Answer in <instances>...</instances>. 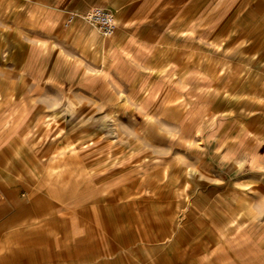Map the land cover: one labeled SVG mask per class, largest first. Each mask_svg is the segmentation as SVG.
Segmentation results:
<instances>
[{
    "label": "rangeland",
    "instance_id": "374dc122",
    "mask_svg": "<svg viewBox=\"0 0 264 264\" xmlns=\"http://www.w3.org/2000/svg\"><path fill=\"white\" fill-rule=\"evenodd\" d=\"M60 1L0 16V169L70 212L98 208L109 232L165 238L178 260L264 264V0L178 18L159 75L131 53L105 69L102 52L80 57L60 33L80 12Z\"/></svg>",
    "mask_w": 264,
    "mask_h": 264
},
{
    "label": "crops",
    "instance_id": "0c3cea01",
    "mask_svg": "<svg viewBox=\"0 0 264 264\" xmlns=\"http://www.w3.org/2000/svg\"><path fill=\"white\" fill-rule=\"evenodd\" d=\"M15 1L0 0V16L8 14V3L16 7ZM60 2L66 13H82L96 6L115 13L118 28L110 39L81 24L80 18L60 32L65 39H75L74 48L80 57L100 64L102 52L107 59L105 69L114 56L131 53L144 58V69L155 75L166 68L168 52L177 53L178 18H186L185 25L191 27L197 18L213 15L207 11L205 0ZM92 36L94 43H89L85 52L83 48ZM21 175L18 170L0 169V264H193L189 256L178 260L182 257L178 248L167 249L160 243L165 238L152 239L149 233L109 232L102 225L98 208L94 214L85 208L70 212L49 196L27 191Z\"/></svg>",
    "mask_w": 264,
    "mask_h": 264
},
{
    "label": "built area",
    "instance_id": "2783aa9c",
    "mask_svg": "<svg viewBox=\"0 0 264 264\" xmlns=\"http://www.w3.org/2000/svg\"><path fill=\"white\" fill-rule=\"evenodd\" d=\"M77 16H81L86 23L98 28L105 37H113L117 31V22L115 13L105 7H92L80 14L71 13L67 18L65 26L74 22Z\"/></svg>",
    "mask_w": 264,
    "mask_h": 264
},
{
    "label": "bare ground",
    "instance_id": "6f19581e",
    "mask_svg": "<svg viewBox=\"0 0 264 264\" xmlns=\"http://www.w3.org/2000/svg\"><path fill=\"white\" fill-rule=\"evenodd\" d=\"M78 18H80V20L82 21V22H81V24H82V23H83V21H84V20H83V18H82L81 16H77V18H76V19H78ZM76 19H75V20H76ZM75 20H74V22H73V23H75ZM87 24H89V23H87ZM89 25H90V26H92V27H95V26H93V25H91V24H89ZM88 28H89V27H88ZM95 28H96V27H95ZM99 31H100V30H99ZM100 32H101V31H100ZM107 38H109V37H107ZM107 38H106V40H107Z\"/></svg>",
    "mask_w": 264,
    "mask_h": 264
}]
</instances>
